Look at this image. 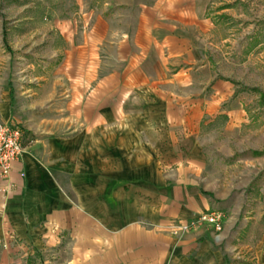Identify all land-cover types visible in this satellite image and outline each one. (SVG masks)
Listing matches in <instances>:
<instances>
[{
	"label": "crops",
	"instance_id": "0c3cea01",
	"mask_svg": "<svg viewBox=\"0 0 264 264\" xmlns=\"http://www.w3.org/2000/svg\"><path fill=\"white\" fill-rule=\"evenodd\" d=\"M204 12L193 0H155L131 29L96 22L86 52L68 54L54 74L57 120L32 110L49 96L32 102L23 156L0 181V264H228L212 227L172 233L174 221L215 206L195 172L196 129L154 111L172 102L168 60L199 58ZM99 42L104 72L93 60ZM9 77L1 72L0 93ZM132 92L159 93L165 103L149 98L131 109ZM10 108L11 98L4 117Z\"/></svg>",
	"mask_w": 264,
	"mask_h": 264
},
{
	"label": "rangeland",
	"instance_id": "374dc122",
	"mask_svg": "<svg viewBox=\"0 0 264 264\" xmlns=\"http://www.w3.org/2000/svg\"><path fill=\"white\" fill-rule=\"evenodd\" d=\"M154 1L0 0V75L9 72L12 83H4L0 93V121L18 124L28 135L34 117L30 105L45 100L43 94L47 101L32 110L41 109L38 115L57 120L60 85L54 74L68 54L86 52L81 44L91 38L96 22L103 27L108 22L117 32L131 29L142 6ZM193 3L210 21L195 38L199 58L168 60L175 78L172 102L168 110L154 111L184 118L187 127L196 129L201 152L195 172L214 208L225 215L219 246L228 264H256L264 253V0ZM105 45L99 42L93 56L100 72L109 66ZM168 51L165 46L167 59L172 57ZM157 89L161 93L168 87L158 84ZM159 93L132 92L127 102L131 109L144 107L150 98L160 108L158 99L165 101ZM10 98L9 118L3 114Z\"/></svg>",
	"mask_w": 264,
	"mask_h": 264
},
{
	"label": "built area",
	"instance_id": "2783aa9c",
	"mask_svg": "<svg viewBox=\"0 0 264 264\" xmlns=\"http://www.w3.org/2000/svg\"><path fill=\"white\" fill-rule=\"evenodd\" d=\"M25 151V132L12 121H0V181L7 180L14 163L19 161ZM225 215L219 209L194 214L186 220H176L171 229L174 235L194 231L204 226L212 227L219 237L224 230Z\"/></svg>",
	"mask_w": 264,
	"mask_h": 264
}]
</instances>
